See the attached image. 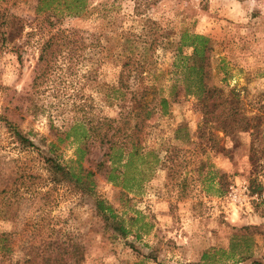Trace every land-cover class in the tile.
<instances>
[{
  "label": "rangeland",
  "instance_id": "obj_1",
  "mask_svg": "<svg viewBox=\"0 0 264 264\" xmlns=\"http://www.w3.org/2000/svg\"><path fill=\"white\" fill-rule=\"evenodd\" d=\"M37 1L0 0V264L56 241L82 246L78 264L263 262L264 143L203 125L167 41L206 36V82L234 88L240 113L264 133V0H85L76 15L72 0H46L40 11ZM136 58L151 75L147 85L169 101L145 141L159 161L130 188L96 175L95 197L80 195L45 160L72 170V123L94 126L134 105L130 92L119 93L118 74ZM144 82L131 79L130 89ZM90 135L83 165L94 170L105 146Z\"/></svg>",
  "mask_w": 264,
  "mask_h": 264
},
{
  "label": "trees",
  "instance_id": "obj_2",
  "mask_svg": "<svg viewBox=\"0 0 264 264\" xmlns=\"http://www.w3.org/2000/svg\"><path fill=\"white\" fill-rule=\"evenodd\" d=\"M47 4L46 0L37 1V11ZM85 8V0H72V14L76 15ZM157 42L153 40L149 47ZM161 46L163 42H158ZM169 47L175 48L173 54L174 66L179 67L180 72L187 74L192 84L193 90L185 88L188 94L194 93L198 98V108L204 117L206 123L212 122L218 132L224 138H233L240 134L260 135L264 143V133L258 132V123L253 122V117H248L239 111L240 100L235 94V89H226L217 87L214 84L209 85L206 82L209 76L207 71L208 59L207 53L211 50L210 40L201 34L182 33L177 42L167 41ZM182 48H188L189 54L182 53ZM133 58L129 57L128 60ZM42 60V56H39ZM139 58L134 59L132 63L123 62L118 74L119 93L130 92L133 99V106L124 108L119 112L117 119L102 118L92 126L82 121L72 123V132L76 144L74 158L71 167L62 165L55 159L47 158L45 162L54 171V175L66 182L72 191L80 195L89 194L94 196V176L98 175L107 182L120 184L122 187L130 188L145 178L146 171H150L158 163L154 151L145 145L150 129L152 127L153 117L166 113L168 108V99L161 96L155 88L148 86L150 73L144 71ZM173 66V65H172ZM131 79L134 84L144 86L139 90H131ZM134 87V85H133ZM192 91V92H191ZM155 118V117H154ZM103 126L107 129L103 130ZM201 130V128H200ZM248 132V133H247ZM16 141L22 146L30 145L29 141L21 138L18 132L12 130ZM93 134L96 138L104 141V150L101 159L97 162H91L87 157L86 163H92L94 170L83 165L84 156L89 152V138ZM211 137V134L209 133ZM140 165V168H136ZM133 169V171H131ZM136 169H139L136 171ZM135 170V171H134ZM95 197V196H94ZM95 207L97 212L104 217L111 215V207L102 199L95 198ZM108 215V216H107ZM114 230L121 235H125V230L116 222ZM0 238V251L6 249L2 245ZM83 258V249L78 242L66 246L63 242H47L38 246L22 262L16 264H78ZM197 264V263H188ZM251 264H264L254 261Z\"/></svg>",
  "mask_w": 264,
  "mask_h": 264
}]
</instances>
